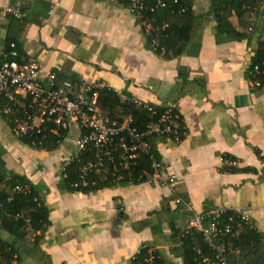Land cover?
I'll return each mask as SVG.
<instances>
[{"label":"crops","instance_id":"crops-1","mask_svg":"<svg viewBox=\"0 0 264 264\" xmlns=\"http://www.w3.org/2000/svg\"><path fill=\"white\" fill-rule=\"evenodd\" d=\"M14 1L0 0L2 59L6 36H14L23 58L38 63L43 83L53 72L57 83L79 79L151 106L174 104L184 127L179 141L153 143L172 184L143 181L84 193L58 186L59 166L75 152L73 123L66 133L74 128L73 145L45 151L19 142L0 118L1 167L40 186L48 207L39 249H30L26 235L27 250L15 264H130L143 246L155 251L156 264H183L177 234L187 218L220 207L242 212L264 234V92L250 89L245 79L262 38L257 20L239 22L230 15L229 30L219 32L207 16L209 0H185L188 38L166 57L162 48L154 51L155 40L146 44L142 23L129 7L115 1L23 0V19H12L2 8ZM179 4L170 12L178 14ZM233 31L244 36L226 37ZM222 155L234 157L237 169L221 171ZM174 194L185 198L188 211L177 212ZM11 237L0 228V238Z\"/></svg>","mask_w":264,"mask_h":264},{"label":"built area","instance_id":"built-area-1","mask_svg":"<svg viewBox=\"0 0 264 264\" xmlns=\"http://www.w3.org/2000/svg\"><path fill=\"white\" fill-rule=\"evenodd\" d=\"M114 2L115 0H108ZM129 10L139 16V11L150 10L167 5L168 0H127ZM150 1V2H149ZM251 1V0H245ZM150 3V4H148ZM178 5L179 0H173ZM21 0H15L13 4L2 8L5 14L13 17H20L19 10ZM149 5V6H148ZM247 12V19L257 20L262 28L261 45L257 59L250 62L245 70V79L250 89L262 90L264 92V0H252L251 4L243 3ZM183 11L179 7L177 12ZM144 33L150 30H162L166 24L152 25L151 22L143 23ZM252 29L247 27V31ZM107 88L101 83H85L79 79L62 80L55 82V75L49 72L43 83L38 63L34 58H22L17 56V51L13 43H9L0 60V112L4 114L12 124L11 131L14 136L33 130L40 124L51 120L55 125V130L68 129L73 123L78 129V134L74 139L75 152L88 150L92 153V159H86L78 166L80 184L85 185L88 173H94L105 177L106 174L115 176L118 168L128 169L133 164L138 154L148 156L151 166V173H145L144 181L151 183L157 181L159 184H172L174 177L164 175V165L157 160L151 151V147L146 138L151 134L166 136L177 142L178 131L174 111V104H169L154 123H149L144 130H137L132 125L133 119L130 115L116 118L104 114L96 104V90ZM115 92V91H114ZM120 104H130L136 108L145 109L150 114L154 113L151 105L142 102L131 95L123 92H115ZM71 156L62 161L59 169ZM221 165L231 167L237 164V160L219 157ZM27 184L16 182L10 188V193L26 192ZM11 195L7 196L10 200ZM174 203L181 204L183 210L188 211L189 205L186 200L180 197L174 198ZM1 207V204H0ZM224 208H213L198 213L191 214L186 221L184 231L193 230L198 232L208 246L214 251L212 259L202 258L206 264H227L226 253L232 251L230 238L236 234L232 230L230 222H235L239 226V221L249 223L245 214L234 211L236 215H228L226 221L222 222ZM20 217L15 214L14 218ZM235 221H234V220ZM227 236L222 243L216 240ZM145 248L146 256L139 264H154V250L148 246ZM199 249L196 248V252Z\"/></svg>","mask_w":264,"mask_h":264},{"label":"trees","instance_id":"trees-1","mask_svg":"<svg viewBox=\"0 0 264 264\" xmlns=\"http://www.w3.org/2000/svg\"><path fill=\"white\" fill-rule=\"evenodd\" d=\"M115 2L129 7L127 0H115ZM179 3V5L183 6V11L178 14L170 12V9L172 7L175 8L176 4L173 3V0H168L164 8H153L152 11L141 10L139 11V16L137 13L135 16L136 19L142 23L141 28L143 29L144 22L147 23L150 21L152 25H159L161 23L166 24L162 30H150L146 34V44H150L151 39L155 40L156 50L154 51L159 53L162 48L164 50L163 55L166 57H172L177 54L180 51L177 42L188 38L189 17L191 13L189 3L185 2V0H179ZM243 3L251 4L252 0L248 2L245 0H209L207 16L215 21V25L219 32H227L230 27L227 19L230 15H234L240 20L239 22H241L244 17H248ZM26 5L27 3L22 0L19 8L22 14H25ZM22 14L20 18L13 17L11 14L6 15L12 19H23ZM259 28L262 32V28ZM250 31L253 30L251 29ZM173 32L177 34V37L174 36ZM227 34L226 37L228 38L240 39L244 36L243 32L235 31L229 35ZM9 43L14 44L17 56L23 58V55L20 54V45L14 36H6L5 49ZM261 43L262 42L259 43L251 63L257 59ZM1 59L2 57H0V60ZM96 101L100 110L109 117L116 118L120 121V117L130 115L133 119L132 125L139 131L144 130L147 124L156 122L157 118L165 109L163 107L152 106L154 113L150 114L145 109L136 108L130 104H120L115 92L109 88L97 89ZM1 105L2 103L0 100V107ZM0 118L4 120L11 129V121L1 112ZM176 122L178 138L181 139L184 135V127L179 117L176 118ZM66 133L67 129L55 130L53 122L48 120L35 129L28 130L26 133L14 137L30 148L50 151L54 150L62 142ZM165 137L166 136L151 134L146 138L157 160H159V158L153 148V143L155 139ZM254 151L256 154H259L257 149H254ZM70 156V159L62 165V170L59 171L60 179L58 182L60 189H66L68 191L87 193L115 184L143 182L145 173H151L152 171L148 156L140 153L136 156L133 164H131L128 169L124 170L118 168L115 172V176L109 173L106 174L105 177L94 173H88L85 177L86 184L81 185L79 183L78 166L86 159H92V153L85 150L77 154L73 153ZM222 156L228 159H235L229 155ZM1 164L2 162H0V228L12 237L9 240L0 238V264H15L18 259V254L27 250V242L24 240L26 239V235L30 236L31 239L29 242L30 249H39L43 233L49 224L48 207L42 198V189L40 186L31 184L24 176L4 170ZM236 169L237 168L234 166H220L221 171H234ZM16 182L27 184L28 190L26 192L10 193L11 186ZM9 195H11V198L7 200V196ZM175 195L177 194H174L173 198L177 197ZM178 196L182 200H185L182 196ZM180 207L181 204L178 203L176 208L177 212H179L178 210H180ZM15 214H19L20 217L14 218ZM228 215L234 217L236 213L233 210L225 209L221 218L222 222L226 221ZM141 223L143 225L147 224L145 221H141ZM239 223V226H235V222H230L232 230H234L236 234L230 238L232 251L225 255L227 264H264V234L256 231L250 223L247 224L243 221H239ZM179 235L180 234H177V240L179 242L178 248L180 249L183 264H206L202 261V258H213L214 251L208 246L198 232L187 230L182 232L180 236ZM226 238L228 237L222 236V238L216 240V242L222 243ZM196 248L199 249L198 252H196ZM145 256V248L142 247L130 259V264H139ZM154 257V264H156L158 260L155 251Z\"/></svg>","mask_w":264,"mask_h":264},{"label":"rangeland","instance_id":"rangeland-1","mask_svg":"<svg viewBox=\"0 0 264 264\" xmlns=\"http://www.w3.org/2000/svg\"><path fill=\"white\" fill-rule=\"evenodd\" d=\"M73 131H74V128H71L70 130H69V133L66 135V137L62 140V142L60 143V146H63V145H69V146H71V145H73L72 143H71V139L73 138ZM59 146V147H60ZM59 150H61V148H59ZM59 150H57L56 152H58Z\"/></svg>","mask_w":264,"mask_h":264}]
</instances>
